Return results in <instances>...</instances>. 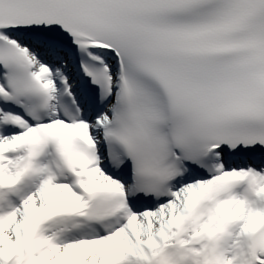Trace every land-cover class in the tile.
Masks as SVG:
<instances>
[{"label":"snow or ice","instance_id":"obj_1","mask_svg":"<svg viewBox=\"0 0 264 264\" xmlns=\"http://www.w3.org/2000/svg\"><path fill=\"white\" fill-rule=\"evenodd\" d=\"M0 264H264V0H0Z\"/></svg>","mask_w":264,"mask_h":264}]
</instances>
